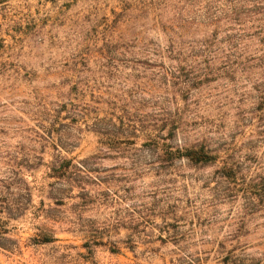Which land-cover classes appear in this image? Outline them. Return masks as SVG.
Returning <instances> with one entry per match:
<instances>
[{"label":"rangeland","instance_id":"1","mask_svg":"<svg viewBox=\"0 0 264 264\" xmlns=\"http://www.w3.org/2000/svg\"><path fill=\"white\" fill-rule=\"evenodd\" d=\"M0 264H264V0H0Z\"/></svg>","mask_w":264,"mask_h":264},{"label":"trees","instance_id":"2","mask_svg":"<svg viewBox=\"0 0 264 264\" xmlns=\"http://www.w3.org/2000/svg\"><path fill=\"white\" fill-rule=\"evenodd\" d=\"M182 155H185L192 162H208L212 159L210 151L206 150L203 146L192 145L183 148Z\"/></svg>","mask_w":264,"mask_h":264}]
</instances>
